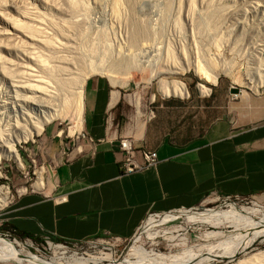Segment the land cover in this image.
<instances>
[{"label":"rangeland","instance_id":"obj_1","mask_svg":"<svg viewBox=\"0 0 264 264\" xmlns=\"http://www.w3.org/2000/svg\"><path fill=\"white\" fill-rule=\"evenodd\" d=\"M82 1H85L84 4H81L83 3ZM113 1L77 0V5L80 8L78 6L75 9L73 7L70 8V5L68 6V0H0V112L7 113L6 115L10 116V118L20 117L24 121L26 119L29 121V117L30 119L36 117L39 114L40 103L34 97H38L39 93L32 92L27 87V85L30 86L36 83L39 80L37 77H40V67L39 65L37 66L35 60L40 57L44 60L49 57L57 59L59 55L60 57L62 55V58H65L66 55L69 58L68 61L71 58L74 60L79 57L80 61L83 60V62L86 61L87 63L98 61L102 56L108 61H115L119 56H125L123 58L125 59L128 55L129 57L134 55V60L140 61L139 63L146 67L144 72L133 69L132 77L124 91L128 100L135 101L139 99L141 115L139 116L140 118L136 119H141L142 121L145 119L147 111L151 109L154 112V118L151 119L152 122L168 126V129L174 127L173 129H178L188 136H193L203 129L208 119L213 116L211 112L214 111L212 110L213 106L221 105L223 107L230 102L240 101V99L264 97V83L258 89V92L255 93L251 89L252 83L246 76V71L252 74H259L264 71V0H120V9L118 8L117 14H111ZM85 7L88 12L85 11ZM20 11L29 13L26 21L21 17ZM8 18L21 23L25 22L28 25L31 24L30 26L34 25L42 29V32L44 30L43 33L45 34L43 36H47L50 39L53 38L55 41L54 46L57 48L54 49L53 47L51 49L53 51H51L50 48H45L37 41L35 43V41L21 37L20 34H15V31H12L9 27ZM53 24L58 27L61 26L60 28L63 31L65 30L66 34L63 33L61 35L57 31L54 34ZM142 24L147 34L146 37L144 36L145 38L141 39L145 40L141 41L140 39V42L137 43L138 46H130V44H127L129 43L130 34L135 26ZM146 40L148 41L146 42ZM101 42L102 45H100ZM81 48L82 51H80ZM167 52L170 53L169 56L171 58ZM67 58L65 59L67 60ZM73 60L71 59L70 61L73 62ZM210 60L218 68H221L222 65H224L222 68L231 66L232 68L230 67V69L234 70L235 78L232 79L219 72L217 85L212 86L205 81H200L192 69L178 73L170 72L174 66L175 68L178 66L185 67L187 63L197 61L207 66ZM175 71L177 72V70ZM13 72L17 75L15 76ZM155 72L159 74H157L158 78L153 77L149 83L148 78L151 73L154 75ZM12 74L16 79L12 77ZM30 74L35 75L32 76ZM29 75L30 77L27 79ZM30 78L33 79L30 81ZM162 78L183 82L187 87L188 97L161 96L157 91V82ZM117 79L125 82V79L123 77L120 78V75L117 76ZM235 79L237 82L234 81ZM32 82L33 84H31ZM38 83L37 85H40ZM198 83L204 84L210 89V92L201 94L197 88ZM17 84L18 86L15 87ZM230 87L243 90L246 95H232L229 93ZM131 105V116L135 118L136 109L133 104ZM67 128V121L55 120L45 125L42 133L34 136L32 140L17 144L16 149L24 165L23 169L18 168L12 161L0 160V187H7L9 191V202L0 209V218L17 199L18 195H24L31 191L40 192L31 186L43 169L44 188L50 187V177L54 169V163H49L45 160V146L42 140L47 137L59 139L64 144L67 143L72 149L78 143L75 138L77 134L70 137ZM60 131L61 134H59ZM23 188L25 191H22ZM196 207H199L196 212L201 214H206L215 209L225 210L236 207H262L264 209V199L240 197L238 200L225 201L222 196L210 195L206 196ZM193 212L195 211L188 209L182 213H167L156 219L151 218L147 222L145 219L144 228L140 229L136 234L140 238L139 244L147 251L153 249L154 252H170L174 254L181 252L186 247L205 246L213 243L214 239L204 238L207 232L223 231L228 234L233 231L230 227L222 226H190L174 242L177 245L171 244L162 236L154 238V241L158 244H154L151 239L145 237V232L150 230H178L181 233L180 227H186L187 224L185 216L187 217ZM7 230L8 226L0 221V235L2 238H7L3 234H9L10 237L7 239L10 241L16 239L26 250L45 259L59 256L55 247L63 246L67 249L65 250L67 252L64 255L65 257L71 255L99 256L102 253H110L114 259L120 260L125 257L128 248L131 246V243L128 244L124 241L117 242L113 246V241L108 238L92 239L77 246L72 245V243L50 239V244L47 245L44 239L25 238L14 235ZM182 242L184 244H181ZM25 243L29 247H26ZM213 245H215L213 250L217 251L219 248L217 246L219 245ZM247 251V255L238 254L233 257H226L212 264H237L240 260H247L253 254L264 251V235L252 241ZM0 264L15 263L0 262Z\"/></svg>","mask_w":264,"mask_h":264},{"label":"crops","instance_id":"obj_2","mask_svg":"<svg viewBox=\"0 0 264 264\" xmlns=\"http://www.w3.org/2000/svg\"><path fill=\"white\" fill-rule=\"evenodd\" d=\"M126 87L97 75L86 80L78 133L93 143L79 141L65 161L61 140H42L54 163L50 187L18 195L0 218L7 231L65 243L125 240L150 213L187 210L206 196L264 199V97L213 106L203 129L188 136L132 117L138 99L128 100ZM121 137L133 140L140 164L143 149L156 152L158 163L122 174Z\"/></svg>","mask_w":264,"mask_h":264},{"label":"bare ground","instance_id":"obj_3","mask_svg":"<svg viewBox=\"0 0 264 264\" xmlns=\"http://www.w3.org/2000/svg\"><path fill=\"white\" fill-rule=\"evenodd\" d=\"M68 1H69L68 6L70 5L69 6L70 8L71 7L75 8V7L79 6V5H77V0H68ZM79 2H81V1H79ZM82 2L83 3H81V4H84L85 1H82ZM113 2H114L113 5L111 4V7H112L111 8V11H112L111 14H117L118 10L120 9L119 8V2L121 4V1L120 0H114ZM78 8H80V6ZM82 9H83V7H82ZM92 9H91V11H93ZM72 10H74V9H72ZM86 10H87V8L85 9V11ZM86 12H88V11H86ZM21 14H19V15H21V17L23 19H25V21H26V19L29 17V15H27V14H29V13H27V12L22 13L21 12ZM84 15H86V14H84ZM2 17H4V16H2ZM30 17H31V15H30ZM8 19H6V20H8L9 27L12 31H15L14 32L15 34H20L21 37L23 36L24 38H27L28 40L35 41V43L37 41V42H39V44L45 46V48L46 47H48L47 49L50 48V50L53 47H54V49L57 48L54 46L55 41L53 40V38L50 39L47 36H45V37L43 36V34H45V33H43L44 30L42 32V29L35 27L33 24H32L33 26H30L31 24L28 25L25 22L21 23L20 21H14L12 19L10 20V18H8ZM83 21H84V19H83ZM53 22L55 23L54 20H53ZM55 25L53 24L54 34L56 31L61 33V35L63 33H65L64 32L65 30L63 31L60 28L61 26L58 27ZM137 26H135V28L132 31V33L130 34V36L128 35L130 38H129V43H127V44H130V46L131 45L138 46L137 43L140 42V39L146 37L147 33H146V30L143 28V24L139 25L138 27ZM72 28H73V26H72ZM102 28H104V27H102ZM150 30H151V28H150ZM65 34H64V37H65ZM61 35H60V37H61ZM10 37H12V36H10ZM64 37H63V39H64ZM55 39H57V38H55ZM78 39H80V38H78ZM10 40H11V38H10ZM142 40L143 39H141V41ZM147 41L148 40H146V42ZM79 42H80V40H79ZM141 43H139V44H141ZM24 45H25V43H24ZM100 45H102V42ZM113 46H114V44H113ZM130 46H129V48H130ZM120 47H121V45H120ZM34 48H36V47H34ZM82 48L80 49V51H82ZM13 49H14V47H13ZM59 49L61 50V48H59ZM51 51H53V50H51ZM33 52H34V50H33ZM27 53L29 54V52H27ZM105 53H106V51H105ZM133 54H134V52H133ZM169 54L170 53H168V56H169ZM25 55H27V54H25ZM106 55H108V54H106ZM133 56L129 57V55H128L125 59H123L125 56H122V57L119 56V58H117V59L114 58L115 61L114 60L108 61V60L104 59V57L102 56L100 59L98 57V59H99L98 61L97 60L96 61L90 60L91 62L88 61L89 63H87L86 61L83 62L82 59H81L82 61H80L79 57L78 58L75 57V58H77V59H74L75 61L73 60V58H71L73 60V62L70 61L71 59L68 61L69 58H67L66 55H65V58H67V60L64 57L62 58V55H61V57L59 55V57L57 59L56 58L51 59L49 57V58H47V60H44L39 56L40 58H37V60H35L37 66L39 65V67H40V77L39 76L37 77L39 80H37L36 83H34L35 85L33 84V82L31 83L33 85H30V84H29L30 86L27 85V87H29L28 90H31L32 92H38L39 93L38 97H36V96L34 97V98H37V100L40 103L39 114L36 117H32L31 119L29 117V121L27 119H26V121H24V120H21L20 117L10 118V116L6 115L7 113L0 112V160L5 159L7 161H12L13 163H15L17 165L18 168L23 169L24 165L20 159L19 153L16 149V145L19 144L20 142H27L29 140H32L34 136H37V135L42 133L45 125L51 123L52 121H55V120L67 121L68 122L67 132H68V135L70 137H72L76 133H78L80 131L81 125H82L83 88H84V84H85L86 80L89 77H91L92 75L93 76L98 75V76H101V77L108 79L110 81V83L114 86H122V87L127 86L129 80L132 77L131 73H132L133 69H137L141 72H144L145 68H146L145 65L142 66V64L139 63L140 61L138 62L136 60L137 63H135L136 61L134 60ZM81 62H83V63H81ZM213 63L214 62H211V60H210V63H208L210 66L207 64H206L207 66H205L204 64H201L200 62L197 61V62H193V63H187L185 67L178 66L175 68V66H174L173 69H171V68H169V69H171L170 72H172V73L184 72V71H189L190 69H192L194 71L195 76L200 81H205L206 83L211 84L212 86L217 85L219 72H222L225 76H229L232 79L235 78L236 75L234 74V70L230 69L231 66H229L228 68H222V66H224V65H222L221 68H218V66L216 64H213ZM175 70H177V72ZM13 74H14V72H13ZM13 74H12V77H13ZM27 74H29V72H27ZM157 74H158L157 72H155L154 75L151 73V76L148 78L149 83L151 82V79L153 77L158 78L159 74L158 75ZM30 75H32V74H30ZM30 75L27 76V79H28V77H30ZM34 75L35 74H33L32 76H34ZM118 75H120V78L123 77L125 79V82H121L120 80H118L117 79ZM246 76L248 77V79L252 83L251 89L253 90V92H255V93L258 92V89L264 83V71H263V73H259V74H252L249 71H246ZM33 78L35 79V77H33ZM33 78H30V81ZM14 79H16V77ZM234 81L237 82L236 79ZM38 82H40V83H38ZM37 83L40 85H37ZM157 84H158L157 91L163 97L177 96L180 98H185L188 96V90H187L186 85L179 80H165L164 78H162V79L158 80ZM17 86H18V84L15 87H17ZM197 88L201 94H208L210 92V89L201 83L197 84ZM240 91H241L240 92L241 96L246 95V94H244L243 90H240ZM153 96H155V95H153ZM134 104H135V109H136L135 113L136 114L138 113L139 115H141L140 110H139V99L136 100ZM59 134H61V131L59 132ZM43 170L41 172H39L35 183L31 186L36 191H41L44 189V184H43L44 183V171ZM22 191H25V189L23 188ZM8 202H9L8 188L7 187H0V209L2 207L6 206V204H8ZM183 211L184 210H181V211L176 212V213H182ZM175 218H176V216H175ZM185 221L187 224L185 223L186 227H180V230L182 231L181 233H179L178 230H169V231L164 230V229L159 230V231H155V230L151 231L150 230V231L145 232V234H146L145 237L147 239H151L154 244H158L154 241V238L162 236L166 241H169L171 244L177 245L174 242H176L177 238L181 234H184V232L190 226H194V225H196V226L207 225V226H212V227L222 226V227H230V228H232L231 230H233V231L231 233H228V234H225L223 231L207 232V233H205L204 238H207V239L211 238L212 240L214 239L215 241L213 243H210V244L205 245V246H197V247H191V248L186 247V248H183L181 252L174 253V254L170 253V252L169 253L154 252L153 249L147 251L146 249H144V247L141 244H139L140 238L137 237L134 239L133 243L128 248L127 253L125 254V257L120 259V260L114 259L110 253H102V254H99V256H93V255L91 256L90 255V256L84 257V256L71 255L69 257H65L64 255L67 253L65 250H67V249L63 246H61V247L56 246L55 247V249L58 250L59 256H55V257H52L50 259H45V258L40 257L37 254L31 253L30 251L26 250L25 247L22 246V244L20 242H18L16 239L10 241L7 238H2L0 235V262L1 263H15V264H212L213 262L218 261V260H223L226 257H233V256L238 255V254L247 255L248 254L247 250L249 249L250 244H252V241H254L256 238L260 237L261 235H264V209L262 207H258V208L257 207H252V208L236 207V208L225 209V210L215 209V210H212L206 214H203V213L201 214L199 212H193V214H190L187 217L185 216ZM182 239H184V238H182ZM181 244H184V243L182 242ZM213 244L219 245V246H217V247H219L217 251L213 250V248H215V245H213ZM25 245H26V247H29L26 243H25ZM237 264H264V251H260L258 253L253 254V256L248 257L247 260H245V259L240 260Z\"/></svg>","mask_w":264,"mask_h":264},{"label":"built area","instance_id":"obj_4","mask_svg":"<svg viewBox=\"0 0 264 264\" xmlns=\"http://www.w3.org/2000/svg\"><path fill=\"white\" fill-rule=\"evenodd\" d=\"M152 118H154V112H153V110L149 109L145 115V120L150 121ZM75 138L78 142L85 139V140L89 141L90 143H93V140L83 132L78 133ZM116 148L118 151H120L123 154V161L121 164V172L124 175L143 171L145 169H148L150 167L155 166L158 163L156 152L143 149V150H140V152H139L142 159H143V164H140L137 160L138 150L135 147L133 140L129 137H121V138L117 139ZM71 151H72V149L70 148V146L67 143L64 144L62 156L64 157L65 161H68ZM33 192H35V191H33ZM222 198L225 201H230L232 199L238 200L240 197L239 196H222ZM188 209L196 212L199 210V207L187 208V210ZM179 210H185V209H178V210L167 211V212H163V213H150L146 217V222L151 218L156 219V218H159L160 216H164V214L176 213ZM145 224L146 223H144V221H143L140 224V226L136 229L134 234L129 239H125V240H120V239H116V238H108V239H111L113 241V246L115 243L123 242V241L127 242L128 244H130V243L132 244L134 239L137 237L136 236L137 232L140 229L144 228ZM141 232H142V230H141ZM3 236H5L7 238L10 237L9 234H3ZM49 240H50V238H46V239H44V242L47 245H49L50 244ZM84 242H88V241H84ZM84 242H75V243H72V245L77 246L78 244H81Z\"/></svg>","mask_w":264,"mask_h":264},{"label":"water","instance_id":"obj_5","mask_svg":"<svg viewBox=\"0 0 264 264\" xmlns=\"http://www.w3.org/2000/svg\"><path fill=\"white\" fill-rule=\"evenodd\" d=\"M240 92L241 91L236 87H230V89H229V93L232 95H238V94H240Z\"/></svg>","mask_w":264,"mask_h":264}]
</instances>
